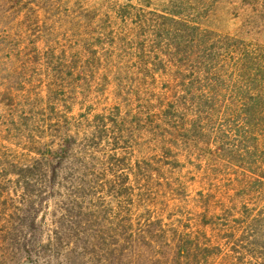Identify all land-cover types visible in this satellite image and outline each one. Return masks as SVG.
<instances>
[{"label": "trees", "instance_id": "trees-1", "mask_svg": "<svg viewBox=\"0 0 264 264\" xmlns=\"http://www.w3.org/2000/svg\"><path fill=\"white\" fill-rule=\"evenodd\" d=\"M161 2L145 9L128 0L110 11L127 25L110 21L103 31L88 9L79 11L69 48L43 35L28 43L30 63L43 69L48 117L41 131H28L26 152L4 163L20 171L17 208L26 211L30 264L32 245H41L44 264H212L220 245L244 246L251 264H264L248 246L262 245L264 232V39L256 35L264 25H218L222 0ZM256 2L264 10V0ZM97 81L101 92L109 89L110 109L89 108L75 119V100ZM23 116L9 117L13 131ZM210 162L224 166L233 185L227 204L214 208L208 191L190 195L183 175L187 165L201 171ZM36 174L44 177L39 192L49 220L39 239ZM225 212L237 213V224L223 231L222 243L207 227L216 229ZM1 242L16 245L8 235ZM9 256L18 263L15 249Z\"/></svg>", "mask_w": 264, "mask_h": 264}, {"label": "rangeland", "instance_id": "rangeland-1", "mask_svg": "<svg viewBox=\"0 0 264 264\" xmlns=\"http://www.w3.org/2000/svg\"><path fill=\"white\" fill-rule=\"evenodd\" d=\"M128 0H0V237L8 235L16 241V245H7L6 242L0 243V264L8 263L10 260L9 251L15 249L20 254L17 264H30L26 259V211L21 213L17 208L21 205V182L16 179L20 173L14 169L4 159H11L14 154L22 156L26 150L24 139L29 134L28 131L33 129L36 133L41 131L42 122L48 117L47 112H42L41 98L43 94L41 90L42 80L45 79L43 69L35 68L30 63L33 54L30 51L31 40L43 35V39L55 48H69L75 39V23L78 20V13L82 10L90 11L91 24L100 31H103V25L120 23L121 26L127 25L128 22L122 21L115 13H111L112 9H120L124 7ZM142 8L158 7L163 0H129ZM247 1H251L250 6L245 5ZM222 0L219 7L223 9L218 17L217 24L229 28L236 29L241 25H251L252 31L256 26L264 25V10L260 6V2L256 0ZM38 13V14H37ZM114 16L115 19H114ZM258 37L264 39V32L257 33ZM124 36V35H123ZM108 39L104 36L102 41ZM27 43V44H26ZM120 48V55L128 57L131 50L125 44L116 45ZM109 49L107 47V52ZM26 61L29 65H26ZM132 62L127 60L124 68H129ZM98 84L92 83L89 92L84 93L77 98L76 105L71 113L72 117L79 119V111L84 112L90 108L92 113L110 109L112 97L108 90L101 92L103 87L102 81ZM32 108V110H30ZM22 114L23 119L20 129L14 130L19 134L16 139V133L12 130V125H8L9 117ZM26 117V119L24 118ZM16 126V125H15ZM36 127V128H34ZM25 129V130H24ZM39 129V130H38ZM26 132H24V131ZM22 137V138H20ZM15 139V140H14ZM14 142L16 144H14ZM202 170L192 168L187 165L183 169L184 178L188 180L190 195H193L197 189H204L209 192L210 208L214 205L227 204V190L232 188V179L229 171L224 166L205 163ZM24 172V171H23ZM21 171V175H23ZM35 188L38 193L34 199L36 200L35 211L37 212V220H41L38 229L35 231L34 238L44 237L48 229V215L43 208L44 194L39 192L43 189L44 177L41 174L34 176ZM233 199L238 201L240 195L231 191ZM251 200L255 199V195L250 196ZM42 206V207H41ZM26 209V205L23 206ZM33 213V212H32ZM190 214L188 213V220ZM237 213L229 214L225 212L219 219L216 229L207 227L208 235L214 240L216 234L217 239L225 242L223 231L228 226L236 225L234 220ZM220 229V230H219ZM262 245H248L254 248L256 255H262L260 261L264 260V232L260 239ZM25 244V245H24ZM41 245H32L35 253L32 258L35 264H44L45 255L40 249ZM222 251L214 257L212 264H251L256 260L242 250L241 245H220ZM258 249V250H257ZM22 251V252H21ZM22 254H21V253ZM243 253V255H242ZM57 261H62L59 258Z\"/></svg>", "mask_w": 264, "mask_h": 264}]
</instances>
